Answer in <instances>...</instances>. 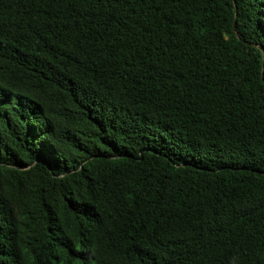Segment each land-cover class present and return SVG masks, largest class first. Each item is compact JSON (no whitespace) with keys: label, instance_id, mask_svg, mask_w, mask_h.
<instances>
[{"label":"trees","instance_id":"16d2710c","mask_svg":"<svg viewBox=\"0 0 264 264\" xmlns=\"http://www.w3.org/2000/svg\"><path fill=\"white\" fill-rule=\"evenodd\" d=\"M0 264H264V0H0Z\"/></svg>","mask_w":264,"mask_h":264}]
</instances>
